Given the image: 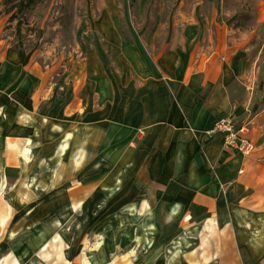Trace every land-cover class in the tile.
<instances>
[{"label": "rangeland", "instance_id": "obj_1", "mask_svg": "<svg viewBox=\"0 0 264 264\" xmlns=\"http://www.w3.org/2000/svg\"><path fill=\"white\" fill-rule=\"evenodd\" d=\"M8 8L0 0V136L17 150L13 173H0V250L32 264L58 235L70 264L82 254L92 264H264L242 230V250H229L193 229L190 182L169 172L194 155L188 142L176 155L158 149L169 123L193 130L187 105L215 92L210 124L228 117L264 140V0Z\"/></svg>", "mask_w": 264, "mask_h": 264}, {"label": "crops", "instance_id": "obj_2", "mask_svg": "<svg viewBox=\"0 0 264 264\" xmlns=\"http://www.w3.org/2000/svg\"><path fill=\"white\" fill-rule=\"evenodd\" d=\"M214 76L215 71L210 67L204 72L205 78L212 80ZM217 95V92L211 93L210 96L202 98V102L195 103L194 107L187 105L188 110L194 109L191 125L193 130L182 129L179 122L169 123L160 133L158 149L176 155L178 150L182 151L184 142H188L189 152L194 155L192 165L184 155L179 156L182 157L179 169L169 172L171 176L176 174L175 178L181 184L190 182L187 190L192 196L187 214L195 218L193 222L196 224L192 226L194 230L200 233L207 223H215L211 237L217 241V245H221L220 249L222 243L229 244V250H242L237 242L240 238L237 230H242L240 233L245 234L241 237H247L251 243L257 245L256 248L251 247L250 243L251 248L248 250H264V140L256 145L253 135L247 129V136L254 144V151L245 157L236 151H225L219 135L208 136L204 131L212 126L208 120L216 109L214 100ZM219 95L220 103H225L224 93L220 92ZM159 128L160 125L146 127L149 134ZM15 159L13 150L0 136V173H13ZM185 167L187 171L186 175H183ZM1 199L0 193V206ZM0 217L3 218V214H0ZM6 222L8 223V220ZM236 223L243 225L239 227ZM2 230L0 224V231ZM241 241L243 240L240 239ZM52 252L53 250H50L49 253ZM24 255L15 252L12 247L0 250V264H12L13 260L18 264H30V259H26ZM37 258L39 257L34 259Z\"/></svg>", "mask_w": 264, "mask_h": 264}, {"label": "built area", "instance_id": "obj_3", "mask_svg": "<svg viewBox=\"0 0 264 264\" xmlns=\"http://www.w3.org/2000/svg\"><path fill=\"white\" fill-rule=\"evenodd\" d=\"M205 133L208 136L219 135L222 139V147L228 152H238L243 156H250L254 151V144L248 138V130L244 125L236 126L235 122L228 118H220L215 121Z\"/></svg>", "mask_w": 264, "mask_h": 264}, {"label": "bare ground", "instance_id": "obj_4", "mask_svg": "<svg viewBox=\"0 0 264 264\" xmlns=\"http://www.w3.org/2000/svg\"><path fill=\"white\" fill-rule=\"evenodd\" d=\"M29 144V143H28ZM10 148L13 150H17L13 145L10 146ZM20 156H23L27 160V153L29 152L27 148H23L22 151H20ZM146 205L145 203L142 204L140 208V212L144 213L146 211ZM7 215H4L3 218H1L0 224L2 227L6 226L7 224ZM187 220H190V217L186 218ZM186 220V221H187ZM215 223L209 222L204 228V232H209L212 235V231L214 230ZM53 247L55 251L52 253H49V247ZM33 264H44V262H49V264H70L64 257V250H63V242L61 238L56 235L53 239L42 245L40 248L39 258L33 259ZM54 262V263H53ZM12 264H18L16 260H13ZM80 264H92L87 257L82 254L80 257Z\"/></svg>", "mask_w": 264, "mask_h": 264}, {"label": "trees", "instance_id": "obj_5", "mask_svg": "<svg viewBox=\"0 0 264 264\" xmlns=\"http://www.w3.org/2000/svg\"><path fill=\"white\" fill-rule=\"evenodd\" d=\"M43 0H5V5L9 6L8 12H13V17L18 13H24L26 10L40 4ZM16 48H22L21 44Z\"/></svg>", "mask_w": 264, "mask_h": 264}]
</instances>
